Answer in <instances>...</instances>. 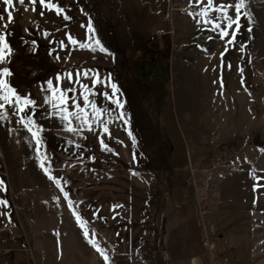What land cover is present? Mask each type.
Returning <instances> with one entry per match:
<instances>
[{
  "label": "crops",
  "instance_id": "1",
  "mask_svg": "<svg viewBox=\"0 0 264 264\" xmlns=\"http://www.w3.org/2000/svg\"><path fill=\"white\" fill-rule=\"evenodd\" d=\"M48 2L64 11L57 15L55 8L39 3L13 0L9 6L0 0V35L7 43L0 71L10 73L0 78L22 98L35 101L26 113L13 114L14 98L2 109L9 119L0 122V201H7L0 204V226L17 230L0 234V250H25L22 226L47 264H252L251 250L258 246L256 233L262 227L256 216L264 215V104H256L259 113L251 122L228 113L223 118L219 104L201 105L193 131L183 109L179 116L175 108L163 107L160 118H170L169 126L178 127V143L185 145L184 160L176 162V151L166 153L165 141L161 149L148 144L135 121L126 118L132 108L113 71L116 58L109 47L142 46L158 30L175 29L179 35L180 18L172 14V5L198 0ZM68 36L78 43L71 44ZM103 59L110 62L108 69L99 68ZM49 81L53 88L73 89L67 95L81 106L82 86H87L105 123H93L89 131L70 117L78 130L67 131L52 108ZM67 107L74 111L72 101ZM86 110L91 118V109ZM26 114L43 129L39 153L19 122ZM160 121L159 127L166 126ZM42 155L54 180L40 167ZM160 161L171 167L159 166ZM89 240L103 249L107 261Z\"/></svg>",
  "mask_w": 264,
  "mask_h": 264
},
{
  "label": "rangeland",
  "instance_id": "2",
  "mask_svg": "<svg viewBox=\"0 0 264 264\" xmlns=\"http://www.w3.org/2000/svg\"><path fill=\"white\" fill-rule=\"evenodd\" d=\"M206 2L204 0V3L195 2L191 5H196L201 12ZM237 2L215 0V5H235ZM177 5H172L171 12L180 18L179 35L175 29L153 31L144 45L123 48L131 59L132 69L133 109L130 111L128 107L126 118L135 121L139 134L145 140L148 139V144H156L161 149L165 141L166 153L170 149L176 151V162L184 160L185 145L178 143V127L173 129L169 126L170 118L165 115L160 118L163 107L171 110L175 108L174 112L179 116L180 109H183V116L186 112L187 120L193 123L188 130L193 131L194 120L199 117L201 105L205 108L219 104L224 108L220 111L223 118L228 113L235 115V120L246 119L251 122L259 113L254 109L256 104H264V0H245V7L239 16V27L234 24L232 28H227L229 35L224 37H221V29H225L228 20L221 13L210 10L209 17L201 20L199 18L202 15L177 13ZM226 12L227 16L237 18L234 7L227 8ZM215 23H219L221 28H214ZM196 25L203 29L196 31L193 29ZM159 41L164 44L161 53L157 50ZM98 64L102 65L100 69H108L105 64L110 62L103 59ZM153 72L161 77L160 85L153 84ZM213 90H218L215 97H212ZM228 107L229 112L226 111ZM205 112L209 111L205 109ZM260 118L262 120L264 117ZM159 120L166 126L159 127ZM160 164L156 166L171 167L168 161H160ZM15 202L17 204L16 199ZM256 217L264 227V215ZM262 227L256 233L258 246L251 250L254 258L252 264H264ZM19 228L22 238L30 241L26 230L22 226ZM2 250L0 264H30L29 253L15 250L11 257H5ZM34 253L40 255L35 250Z\"/></svg>",
  "mask_w": 264,
  "mask_h": 264
},
{
  "label": "snow or ice",
  "instance_id": "3",
  "mask_svg": "<svg viewBox=\"0 0 264 264\" xmlns=\"http://www.w3.org/2000/svg\"><path fill=\"white\" fill-rule=\"evenodd\" d=\"M26 0H18V3L24 4ZM28 3L32 5H36L39 3L43 7H47L49 9L55 8L56 14L60 15L64 10L56 5H53L52 3L48 2V0H27ZM199 3H204V0H198ZM3 3L5 5L11 6L13 4V0H3ZM229 7H234V10L236 12V19H233L230 16H227L226 9ZM245 7V0H238V2L235 5H215V0H207L206 6L201 10V12L196 13V15H202V16H208L209 11H216L221 13V15L224 16L225 19L228 20V24L226 25L225 29H221V37L229 35L227 28H232V26L235 24L237 25V28L239 27V16L241 14V10ZM35 11V7L32 9ZM247 15V13H245ZM9 20L12 19V12H8ZM64 19H68L67 16H64ZM0 20H3V16L0 15ZM214 28H221V25L219 23H215ZM6 27V25H5ZM89 32H94V29H92L91 24L88 25ZM234 38V37H233ZM89 39H92V37H89ZM68 41L71 44H77L78 41H76L73 37L68 36ZM62 46H64V42H60ZM96 45H100V41H95ZM0 62L4 60V50L7 48V43L5 42V37L3 35H0ZM80 47H89L87 44H80ZM101 51H105V49L101 46ZM10 75L8 69H3L0 71V77ZM79 75V74H77ZM85 76L88 75V73H84ZM69 78H71V74H69ZM78 82V81H77ZM99 82L98 78L94 79V84ZM84 88V91L81 92V97L83 99V106L79 102H77L76 97L68 96L67 93L73 91V89H67V90H61L59 88H53V84L51 81L48 82V88L52 90L53 96H52V108L57 110L60 115L61 121L66 122L65 128L67 131L75 132L78 129L71 126V120L70 117H75L77 121H79L81 129L84 126H87L89 131H92V124L99 122L100 124H104L105 122L100 119L102 110L98 108L97 104L89 99V96L91 95V90L87 86H82ZM113 89V93L118 91L115 84L111 85ZM13 98L15 101V111L13 112L14 115L19 114L21 112H25L30 107L35 105V101L28 99V98H22L19 96L14 89L10 88L7 82L0 78V101H3V103H0V122L7 121L9 119V113L7 111H2V109H5V105L11 106L13 104ZM109 99L111 97H108ZM68 101L73 102V108L74 111H69V108L67 107ZM48 103L49 101L46 99L45 101ZM118 106L122 107V104H120L119 100L114 101ZM91 109V118H89V113L86 109ZM20 123L24 125V128L27 130L28 133L31 134V137L36 141V147L37 151L39 153L40 146L42 145V138H41V132L43 131L42 127L38 126L36 124V121L33 119L31 115H25L24 117H21ZM105 132H108L107 127L104 128ZM102 148H107V145L104 144L103 140H101ZM47 155L41 156V163L40 167L44 170L45 174L48 176V179L54 180L55 178L49 173V170L45 168L44 161L47 160ZM3 182L0 181V184ZM58 183V181H57ZM0 204H7V201H0ZM78 224H80L81 228L85 227V222L82 221L81 217L77 215L76 217ZM84 236L87 238L89 236V233L87 231L84 232ZM89 243L92 244L94 248L103 256L105 261H107L108 257L106 253L101 249L94 240H89Z\"/></svg>",
  "mask_w": 264,
  "mask_h": 264
},
{
  "label": "trees",
  "instance_id": "4",
  "mask_svg": "<svg viewBox=\"0 0 264 264\" xmlns=\"http://www.w3.org/2000/svg\"><path fill=\"white\" fill-rule=\"evenodd\" d=\"M112 54H114L116 58V62L113 66V71L116 74L118 86L124 96L126 97V100L130 103V107L133 109L132 101H131V62L129 55L125 52V50L119 46H111L109 47ZM151 79H153V84L156 86V84L160 85V79L161 77H157L156 73L153 72L151 74ZM146 83H144V86ZM144 87V88H145ZM145 90V89H144Z\"/></svg>",
  "mask_w": 264,
  "mask_h": 264
},
{
  "label": "built area",
  "instance_id": "5",
  "mask_svg": "<svg viewBox=\"0 0 264 264\" xmlns=\"http://www.w3.org/2000/svg\"><path fill=\"white\" fill-rule=\"evenodd\" d=\"M175 11L181 15H188V14H196L200 12V9L196 5H186V6H179L175 9ZM164 49V44L162 41L158 42V47L157 50L161 53ZM264 76V73H263ZM15 227L11 226H2L0 227V234H12V232L15 230ZM25 252L29 253L30 255V264H47L46 262V255L45 254H40L39 256H36L34 253V250L29 244V241H25ZM208 246V245H207ZM210 249H213L214 246H208ZM13 250L12 248H4L2 250V253L5 257H11L13 255ZM214 264H221V263H214Z\"/></svg>",
  "mask_w": 264,
  "mask_h": 264
}]
</instances>
